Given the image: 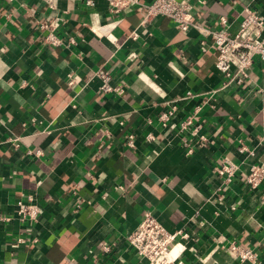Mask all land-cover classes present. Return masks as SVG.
<instances>
[{"label": "crops", "instance_id": "0c3cea01", "mask_svg": "<svg viewBox=\"0 0 264 264\" xmlns=\"http://www.w3.org/2000/svg\"><path fill=\"white\" fill-rule=\"evenodd\" d=\"M196 1L195 22L206 30L221 29L225 16L237 32L247 6L264 15V0ZM55 19L58 46L39 27ZM206 30L184 32L167 17L142 23L138 10L113 15L106 0H58L55 9L0 0V264H144L127 236L148 210L188 232L183 264H247L223 247L229 240L264 264V181L222 188L215 172L224 156L242 169L264 164V62L245 86L220 88L214 106L206 103L224 81ZM101 69L123 95L100 91ZM190 90L196 96L173 122L203 104L195 121L210 138L204 144L158 121L167 101ZM241 140L254 157L238 152ZM29 193L41 206L33 224L17 216Z\"/></svg>", "mask_w": 264, "mask_h": 264}, {"label": "built area", "instance_id": "2783aa9c", "mask_svg": "<svg viewBox=\"0 0 264 264\" xmlns=\"http://www.w3.org/2000/svg\"><path fill=\"white\" fill-rule=\"evenodd\" d=\"M51 9H55L58 0H42ZM109 9L113 15L119 16L123 12L138 10L142 13V23H148L158 17H167L171 19L177 28L181 31H188L192 27L206 30L195 22L194 8L196 0H106ZM205 3L206 0H199ZM120 22V19L116 20ZM222 28L216 30H206L212 38V47L217 51L215 66L224 77L223 85L210 92L206 103L214 106V96L220 88L236 87L241 88L246 85L250 78L252 70L257 60L264 62V15L251 7L244 8V14L240 21L237 32L232 33L228 29V19L222 16L220 19ZM111 24L103 26L105 30L111 28ZM40 29L47 31L44 41L49 45L58 46L65 42V39L57 33L59 23L55 20L42 22ZM95 32H97L94 29ZM136 35H133L135 38ZM74 38H70L69 43H75ZM205 43V41H202ZM101 79L100 91L104 94L114 93L123 95L125 86L114 84L110 71L101 69L97 71ZM2 73L0 71V80ZM194 92L187 93L179 98H174L166 102V107L158 114V121L164 127L175 128L178 126L181 132H189L199 138L202 144L209 141V137L203 133V124L196 122V113H198L203 104L195 107L193 113L188 114L178 124L173 122V117L180 107L183 100L195 97ZM212 101V102H211ZM149 139H154L152 134ZM133 144L132 138L129 140ZM240 153H246L249 157H254L256 151L249 147L242 140L237 146ZM190 151V150H189ZM29 153L40 154L41 150H29ZM215 172L223 178V185L226 186L238 178L246 186L256 189L264 181V164L258 161L247 163L246 169H242L240 164L232 158L224 156L220 160L219 166ZM221 189V188H219ZM18 219L23 223L33 224L38 220L41 213V206L37 197L33 193L27 194L18 201ZM3 220H11L10 216H3ZM189 238L188 232L183 229L169 230L159 220V218L150 210L144 213L138 227L128 236L129 245L133 248L137 256L144 264H183L182 253L186 249L185 240ZM30 238L19 236L17 243H26ZM32 242L37 243L38 238H32ZM228 253L239 260L241 263L255 264L258 252L252 247H244L235 240H229L223 244ZM174 248H177L174 252Z\"/></svg>", "mask_w": 264, "mask_h": 264}, {"label": "bare ground", "instance_id": "6f19581e", "mask_svg": "<svg viewBox=\"0 0 264 264\" xmlns=\"http://www.w3.org/2000/svg\"><path fill=\"white\" fill-rule=\"evenodd\" d=\"M177 248H174V252H176Z\"/></svg>", "mask_w": 264, "mask_h": 264}]
</instances>
